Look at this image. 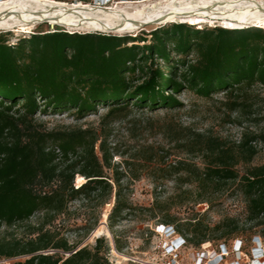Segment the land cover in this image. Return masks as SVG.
<instances>
[{"label":"trees","instance_id":"obj_1","mask_svg":"<svg viewBox=\"0 0 264 264\" xmlns=\"http://www.w3.org/2000/svg\"><path fill=\"white\" fill-rule=\"evenodd\" d=\"M193 49L196 58L187 60ZM172 51L183 57L172 62ZM256 83L264 86V27L259 26L198 29L173 22L137 36L60 28L36 30L12 44L0 32V226L13 229L25 223L28 228L25 236L0 238V258L25 256L12 264H110L102 236L94 247H78L51 225L77 199L99 198L106 203L115 194L108 215L111 229L129 208L123 193L126 175L113 161L118 151L109 145L106 132L40 129L33 124L35 113L72 110L84 117L99 105H109L106 120L131 106L149 110L183 106L175 93L184 88L205 98L225 90L231 113L263 125L257 130L244 127L234 142L209 129L170 128V141L179 142L188 156L199 157L204 165L189 158L167 163L165 146L154 145L146 162H165L159 168L165 171L163 178L174 172L183 182H195L201 201L236 183L248 220L263 226L264 237V163L251 165L258 143L264 142V112L255 111L249 92ZM242 163L246 168L240 173ZM77 174L87 178L81 185L75 183ZM40 212L39 220L30 223ZM177 219L167 218L161 225ZM195 219L173 226L187 244L200 246L209 241V227ZM238 223L221 221L213 230L228 236L237 231ZM260 236L254 235V241Z\"/></svg>","mask_w":264,"mask_h":264},{"label":"rangeland","instance_id":"obj_2","mask_svg":"<svg viewBox=\"0 0 264 264\" xmlns=\"http://www.w3.org/2000/svg\"><path fill=\"white\" fill-rule=\"evenodd\" d=\"M63 1L76 2L77 0ZM79 1L85 3L98 2L96 0ZM118 1L121 0H107L105 3L112 4ZM105 3L99 4L105 5ZM173 22L192 24L198 29L215 26L234 28L218 23L212 24L209 21L197 24L191 20L179 19L167 23L145 25L135 32L109 33L119 36H137L141 35L143 31L148 34L159 26H168ZM254 26L248 25L240 28ZM259 27L264 26L259 25ZM60 28L68 31V28L62 24L44 21L33 24L26 29H0V32H5L8 42L12 44L20 38L28 37L30 33L36 30L44 32ZM76 31L100 32L96 30ZM109 33L105 32V34ZM196 56L197 53L193 49L189 55H186V59L193 60ZM181 57L183 56L172 51V62L178 61ZM159 62L165 66L161 59ZM249 92L252 101L255 103V111L264 112V86L256 83ZM212 94L211 98H205L193 89L184 88L175 93L183 106L159 107L156 110L131 106L125 113L106 120L104 117L109 105H99L95 112L84 117H78L72 110L57 112L48 110L46 113L39 111L35 113L33 124L40 129L63 131V129L81 127L98 132L104 130L108 135L109 145H115L116 151H118L114 154L113 161L116 165H120L119 169L123 170L126 175L123 180L125 186L123 193L124 201L129 208L122 213L120 216L122 218L117 219L114 228L111 229L108 226V215L112 211L115 194L106 203H101L99 198L89 202L83 199L73 201L66 214L55 220L51 228L56 229L58 235L67 238L70 243H77L78 247L84 245L94 247L97 244L96 239L102 236L107 244L103 251L110 264H169L171 253L167 251V246L173 242L175 236L164 229L161 230L159 226L165 219L173 216L178 219L175 222H169L172 225L185 223L186 220L196 217L209 227L207 232L209 241L200 246L186 244L180 247L176 255L179 264H210L209 261L213 258L214 251L219 252L224 242L228 251L224 252V261L219 264H252L254 259L264 260V257H258L254 252L256 246L264 248V237L261 231L263 226H254V222L248 220L247 205L242 192L236 190V183H230L220 191L210 192L207 195L208 199L201 201L202 199L199 198L202 192L197 188L195 182L192 184L183 182L181 179H177L179 175L174 172L169 173V177L163 178L161 175L165 171L159 170V168L163 167L165 162L161 160L162 163L156 165L157 163H148L145 160L148 155L147 151H151L150 146L154 145L155 147L165 146L166 152L162 154L167 156L165 158L167 163L176 161L178 158H189L194 159L200 166L204 165L199 157L188 156L179 146V142L170 141L172 137L170 128L176 129L188 125L202 131L209 129L213 133L234 142L240 138L244 127L257 130L263 125L247 116L238 118L237 112L231 113L225 105V90H218ZM98 144L99 142L96 143V149L100 154ZM258 148V154L251 165L264 163V142H259ZM245 168L246 165L243 163L238 167L240 173ZM107 172L109 176L113 175L112 170ZM86 180L87 178L82 182ZM75 183L78 185L77 178ZM41 214V212L36 213L29 222L34 224L39 220ZM227 219H234L239 222L238 229L228 236L220 237L221 231L213 230V227L221 221L227 223ZM25 226L24 223L12 229L1 225L0 238L12 235L16 237L25 236L28 234V228ZM254 235H261V240L258 243L254 241ZM118 244L121 245V248H118ZM235 244L241 245L240 250L236 249ZM203 252L206 254L205 256H202ZM24 258L25 256L2 257L0 264H12Z\"/></svg>","mask_w":264,"mask_h":264},{"label":"bare ground","instance_id":"obj_3","mask_svg":"<svg viewBox=\"0 0 264 264\" xmlns=\"http://www.w3.org/2000/svg\"><path fill=\"white\" fill-rule=\"evenodd\" d=\"M96 1L0 0V29H26L48 21L62 24L69 31L125 33L179 19L234 28L264 26V0H121L112 4L105 3L107 0ZM76 178L78 185L85 179L83 175Z\"/></svg>","mask_w":264,"mask_h":264},{"label":"built area","instance_id":"obj_4","mask_svg":"<svg viewBox=\"0 0 264 264\" xmlns=\"http://www.w3.org/2000/svg\"><path fill=\"white\" fill-rule=\"evenodd\" d=\"M159 228L161 230H165L166 232L171 233V235H174L175 238L173 239V242L167 246V251L169 253H171V257L169 260V264H179V259L176 256L178 254V251L180 249V247H182L183 245L187 244V241L184 239V237L182 236V234L178 233L177 230L175 229V227L171 224H163L160 225ZM261 240V237H258L255 239V242L258 243ZM235 247L237 250H240L241 245H237L235 244ZM228 248L222 244L220 251L219 252H215L214 251V255L216 257H213L209 263L210 264H219L222 261H224V252H227ZM254 252L255 254H257V256H261L264 257V248L261 246H256L254 247ZM206 254L203 252L202 256H205ZM260 259V258H259ZM234 264V263H232ZM252 264H264V260H258V259H254V262H252Z\"/></svg>","mask_w":264,"mask_h":264},{"label":"water","instance_id":"obj_5","mask_svg":"<svg viewBox=\"0 0 264 264\" xmlns=\"http://www.w3.org/2000/svg\"><path fill=\"white\" fill-rule=\"evenodd\" d=\"M256 26H258V25H256ZM65 27V26H64ZM238 28H240V27H238ZM238 28H234V29H238ZM68 32H70L69 30H68ZM73 32H76V31H73ZM101 32V31H100ZM105 33V32H104Z\"/></svg>","mask_w":264,"mask_h":264}]
</instances>
